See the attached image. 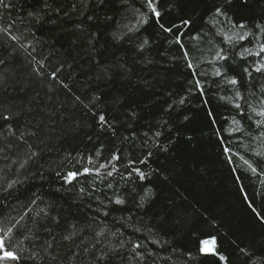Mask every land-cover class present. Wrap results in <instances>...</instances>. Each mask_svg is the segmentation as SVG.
I'll use <instances>...</instances> for the list:
<instances>
[{
  "label": "trees",
  "instance_id": "16d2710c",
  "mask_svg": "<svg viewBox=\"0 0 264 264\" xmlns=\"http://www.w3.org/2000/svg\"><path fill=\"white\" fill-rule=\"evenodd\" d=\"M41 2L17 0L15 9L0 8V15L7 22L39 8ZM142 3L106 0L97 7L96 0L90 4L49 0L61 13L53 12L38 26L37 35L48 42L45 55L49 47L57 50L48 71L65 63L64 78L72 91L56 81L36 77L32 65L9 56L6 42L0 49V58L6 61L0 65V100L5 101L4 107L13 102L18 108L30 105L34 111L21 119L43 120L54 129L43 146L42 162L49 172L89 166L88 156L96 164L106 163L117 149L121 150V160L114 163L121 174L129 160L136 161L134 166L147 175V180L133 176L135 184H130L119 175L109 179L114 186L118 182L121 190L131 189L135 201L142 202L143 207L137 209L129 198L123 210L111 212L107 223L115 230L125 223L121 217L127 220L131 216L121 230L153 253L146 264H226L218 255L200 252L199 241L208 234L216 237L217 252L227 257V264H264V222L257 216H264V127L257 123H264V116L257 115L264 111V74L252 72L249 77L243 72L245 67L264 62V54L244 52L247 48L256 53L264 44V0H159L161 22L165 27L176 26L172 33L162 31L154 18L141 22L136 31L133 17L136 9L145 11ZM65 11L68 17L63 16ZM88 15L96 19L88 21ZM105 16L112 20L105 21ZM184 20L190 25H183ZM81 21L88 32L97 33L92 46L85 39L88 32L82 34L76 27ZM124 25L134 30L128 32ZM117 30L127 33L125 39H113L112 33ZM178 33H183V49L175 42ZM240 35L245 40L240 41ZM144 39L149 43L141 51L139 45ZM221 49L227 52L228 61L218 60L216 53ZM185 50L197 74L206 73L200 77L206 85L204 97L189 91L192 75ZM221 65L228 69L229 78L235 76L240 81L239 85L228 84L215 75ZM69 73L71 79L66 78ZM97 94L103 100L98 108L116 123L115 134L102 132L97 117L73 103L76 95L87 104ZM237 103L241 109L235 107ZM157 131L161 132L158 137L154 135ZM225 148L231 152L225 153ZM148 152L152 153L150 157ZM143 159L147 164L139 163ZM15 178V171H9L7 181ZM78 180L79 184L73 181L77 188L88 187L99 178L80 176ZM50 181L43 185L46 200L74 214L89 211L88 201L79 199L75 189L57 192L60 185L54 174ZM40 186L28 187L35 190ZM144 190L148 198L142 201ZM27 191L21 190V199ZM98 195L104 198L103 193ZM9 199L16 211L21 210L13 197ZM16 211H12L13 216ZM135 228L141 231L135 232ZM112 239L115 242L116 238Z\"/></svg>",
  "mask_w": 264,
  "mask_h": 264
},
{
  "label": "snow or ice",
  "instance_id": "6c2138e0",
  "mask_svg": "<svg viewBox=\"0 0 264 264\" xmlns=\"http://www.w3.org/2000/svg\"><path fill=\"white\" fill-rule=\"evenodd\" d=\"M81 3L90 4L92 0H81ZM105 3L106 0H96L97 7ZM158 3L159 0H143L141 7L145 11L135 10L133 18L136 19L134 26L136 31L139 30L141 22L147 23L149 18H154L162 31L173 32L175 25L165 27L161 22L162 13ZM121 4H127V0H121ZM16 7L17 0H0V8L5 11ZM72 8L78 13L80 12L76 4H73ZM53 12L60 14L61 9H53L49 0H42L39 8L28 10L26 15H17L10 21H4L3 16L0 15V49H4L7 42L10 57L13 59L22 58L32 65V72L36 77L42 80L56 81L61 88L71 92L72 87L65 82L64 78L65 63H60L48 71L51 61L57 58V50L49 47V51L45 55L44 46L48 42L37 35L38 26L43 24L48 17H51ZM217 12L219 13L220 9H217ZM63 16L68 17L69 13L65 11ZM95 19V15L87 16L88 21ZM104 20L110 21L112 17L105 16ZM47 22L52 23L54 20ZM190 23L189 20L182 21L183 25H190ZM76 27L82 34L88 32L82 21ZM123 27L127 28L128 32L134 30L128 25ZM240 27L243 28L244 26L240 25ZM126 35L127 33H122L120 30L112 33L113 39L117 41L125 39ZM182 35L183 33H178L175 42L183 49ZM96 36V32H88L85 39L89 46H92ZM239 40H245V36L240 35ZM148 43L149 41L144 39L139 45V49L143 51L144 46ZM244 52L248 55L260 56L264 54V44L260 45L259 51L256 53H252L247 48L244 49ZM183 55L187 61V68L191 70L192 75V80L189 81L191 85L189 91H194L204 97L206 85L200 77L205 76L206 73L197 74L186 50ZM216 56L220 61L229 60L227 52L223 49L217 52ZM244 58L245 56L241 54V59ZM5 63V59L0 58V65H5ZM67 67L71 68L72 65L68 64ZM227 72L228 69L223 65L215 69V75L223 77L226 83L233 86L239 85L240 81L235 76L229 78ZM243 72L249 77H251L252 72L264 74V62L252 68L245 67ZM66 78L71 79V73ZM217 86L219 87V85ZM236 95L240 96L238 90ZM73 103L77 106L82 105L88 113L97 117V126L102 132L111 131L115 134V121L110 122V117H107L98 108V105L103 103L99 94L91 97L87 104L79 95H76ZM180 103L183 104L184 100L182 99ZM4 104L5 101L0 100V162H4V166L0 167V262H4V264H114V262L131 264V261H136L137 264H146L153 253L148 251L143 243L133 240L131 236H126L121 230L128 221H131V216L127 220L121 217L125 223L115 230H113L114 225L109 226L107 223V218L110 217L111 212L123 210V206L127 204L129 198L133 199L137 209L143 207L142 202L135 201L131 189L121 190L118 182L114 186L113 180L109 179L119 175L121 179L130 184H135L133 176L139 181L147 180V175L140 168L134 166L136 161L129 160L125 173L121 174L114 163L121 160V150L117 149L106 163L96 164L92 156H88L87 164L89 166L74 167L64 172L59 169L55 170L54 173L49 172L45 163L42 162L45 156L43 146L45 139L50 138L54 129L45 124L43 120L39 122H33L31 119L22 120L21 118L25 113L31 114L34 111L30 105L25 104L18 108L15 102L11 103L9 107H4ZM235 107L241 109L239 103L235 104ZM98 112L101 114L97 116ZM240 115L242 117L245 115L243 110L240 111ZM257 115L264 116V111L257 113ZM257 123L259 127H264V123ZM154 135L158 137L161 132L157 131ZM223 138L222 136L221 139ZM89 139L92 138L89 137ZM223 151L230 153L231 149L225 148ZM21 153H23L22 157ZM96 155L99 156L100 152L97 151ZM147 155L150 157L152 153L148 152ZM68 162L71 163V161ZM229 162H232L230 156ZM245 162L247 163V161ZM139 163L147 164V159L140 160ZM11 170L15 171L16 178L7 181V174ZM253 171H256V168H253ZM52 174L55 175L57 183L60 185L55 190L62 192L75 189V194L79 199L88 201V212L79 215L74 214L71 209H65L63 206L57 207L55 202H49L44 198L43 185L51 183L50 176ZM80 176H94L98 177L99 180H94L88 187L80 186L77 188L73 181L79 184L78 177ZM37 183L41 186L35 190L28 187ZM67 186H72V188ZM25 188H28V191L21 199L20 192ZM144 191L145 195L141 198L142 201L148 198L147 190ZM98 193H103L104 198L101 199ZM9 197H13L21 205V210L16 211L13 208V201ZM93 201L96 203L95 207H93ZM30 205H34L35 208L30 207ZM12 211H16L15 216L12 215ZM253 211L255 212L254 208ZM257 216L261 222H264V216H260L259 213ZM144 227L151 233L150 227L147 225ZM134 231L139 232L141 229L135 228ZM113 237L116 238L115 242H113ZM199 244L201 245V253L218 255L219 259L227 264V257L216 251L215 236L208 234L199 241ZM241 251L243 252L244 249Z\"/></svg>",
  "mask_w": 264,
  "mask_h": 264
},
{
  "label": "rangeland",
  "instance_id": "374dc122",
  "mask_svg": "<svg viewBox=\"0 0 264 264\" xmlns=\"http://www.w3.org/2000/svg\"><path fill=\"white\" fill-rule=\"evenodd\" d=\"M215 248H216V244H215ZM216 251H217V249H216ZM209 254V253H208Z\"/></svg>",
  "mask_w": 264,
  "mask_h": 264
}]
</instances>
